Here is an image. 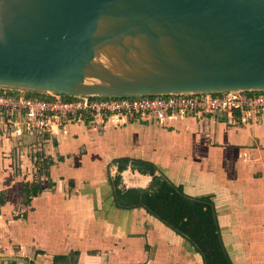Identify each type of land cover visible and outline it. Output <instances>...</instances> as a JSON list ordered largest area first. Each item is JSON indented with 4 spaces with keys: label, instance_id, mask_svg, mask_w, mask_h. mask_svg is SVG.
<instances>
[{
    "label": "crops",
    "instance_id": "0c3cea01",
    "mask_svg": "<svg viewBox=\"0 0 264 264\" xmlns=\"http://www.w3.org/2000/svg\"><path fill=\"white\" fill-rule=\"evenodd\" d=\"M39 138L0 132V258L13 259L0 264H203L143 208L115 206L116 180L141 190L153 175L213 203L232 264H264V110L86 115Z\"/></svg>",
    "mask_w": 264,
    "mask_h": 264
},
{
    "label": "water",
    "instance_id": "95a60500",
    "mask_svg": "<svg viewBox=\"0 0 264 264\" xmlns=\"http://www.w3.org/2000/svg\"><path fill=\"white\" fill-rule=\"evenodd\" d=\"M0 89L262 92L264 0H0Z\"/></svg>",
    "mask_w": 264,
    "mask_h": 264
},
{
    "label": "built area",
    "instance_id": "2783aa9c",
    "mask_svg": "<svg viewBox=\"0 0 264 264\" xmlns=\"http://www.w3.org/2000/svg\"><path fill=\"white\" fill-rule=\"evenodd\" d=\"M0 93V132L11 139L23 137L40 139L57 132L68 119L82 121L86 115L94 123L107 115L127 116L150 114L155 118L170 114L187 116L228 115L264 110L262 92H224L159 96L72 97L45 95L46 98L28 96L21 90ZM242 115L241 122H245Z\"/></svg>",
    "mask_w": 264,
    "mask_h": 264
},
{
    "label": "trees",
    "instance_id": "16d2710c",
    "mask_svg": "<svg viewBox=\"0 0 264 264\" xmlns=\"http://www.w3.org/2000/svg\"><path fill=\"white\" fill-rule=\"evenodd\" d=\"M0 93L8 94V91L0 90ZM27 95L46 98L45 95L29 92ZM63 98L69 100L72 97ZM150 173L152 175L153 170ZM118 182L116 180L114 183V195L118 196V199H114L117 208H143L147 214L185 239L201 256L203 264H232L222 245L212 202L185 195L180 186H175L162 176L153 175L146 190L117 189ZM25 187L22 190L24 195L36 196L40 192L39 183Z\"/></svg>",
    "mask_w": 264,
    "mask_h": 264
},
{
    "label": "rangeland",
    "instance_id": "374dc122",
    "mask_svg": "<svg viewBox=\"0 0 264 264\" xmlns=\"http://www.w3.org/2000/svg\"><path fill=\"white\" fill-rule=\"evenodd\" d=\"M25 139H29V140H33V139H35V138H30V137H24ZM182 189V188H181ZM183 192V191H182Z\"/></svg>",
    "mask_w": 264,
    "mask_h": 264
},
{
    "label": "flooded vegetation",
    "instance_id": "af4514ba",
    "mask_svg": "<svg viewBox=\"0 0 264 264\" xmlns=\"http://www.w3.org/2000/svg\"><path fill=\"white\" fill-rule=\"evenodd\" d=\"M149 187H150V186H149ZM149 187H148V188H149ZM141 190H146V189H141Z\"/></svg>",
    "mask_w": 264,
    "mask_h": 264
}]
</instances>
